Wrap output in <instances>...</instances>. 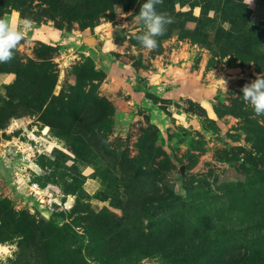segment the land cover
Returning a JSON list of instances; mask_svg holds the SVG:
<instances>
[{
	"label": "rangeland",
	"instance_id": "374dc122",
	"mask_svg": "<svg viewBox=\"0 0 264 264\" xmlns=\"http://www.w3.org/2000/svg\"><path fill=\"white\" fill-rule=\"evenodd\" d=\"M144 2L0 0L33 21L0 64L8 264H264V0H164L154 51Z\"/></svg>",
	"mask_w": 264,
	"mask_h": 264
},
{
	"label": "clouds",
	"instance_id": "9594fccd",
	"mask_svg": "<svg viewBox=\"0 0 264 264\" xmlns=\"http://www.w3.org/2000/svg\"><path fill=\"white\" fill-rule=\"evenodd\" d=\"M164 0H145L136 15V21L142 25L139 34L133 33L135 40L146 50L154 51L158 47V37L163 36L174 17L166 10H160ZM251 4V0H245ZM33 27L30 18L14 22L11 18L0 17V64L11 63L15 58L18 45L24 40L27 30ZM225 83V81H224ZM242 97L257 116H264V74H257L250 83L241 88ZM19 249L15 246L0 245V264H8L9 259L15 260Z\"/></svg>",
	"mask_w": 264,
	"mask_h": 264
},
{
	"label": "built area",
	"instance_id": "2783aa9c",
	"mask_svg": "<svg viewBox=\"0 0 264 264\" xmlns=\"http://www.w3.org/2000/svg\"><path fill=\"white\" fill-rule=\"evenodd\" d=\"M27 195L36 196L37 201L42 205L52 204L53 196L51 193L46 192L38 181H30L27 185Z\"/></svg>",
	"mask_w": 264,
	"mask_h": 264
},
{
	"label": "bare ground",
	"instance_id": "6f19581e",
	"mask_svg": "<svg viewBox=\"0 0 264 264\" xmlns=\"http://www.w3.org/2000/svg\"><path fill=\"white\" fill-rule=\"evenodd\" d=\"M13 125H15V126H16V125H18V123H17V122H14V124H13ZM43 133H44V134H46V133H47V128H46V129L43 131ZM0 245H1V244H0Z\"/></svg>",
	"mask_w": 264,
	"mask_h": 264
},
{
	"label": "trees",
	"instance_id": "16d2710c",
	"mask_svg": "<svg viewBox=\"0 0 264 264\" xmlns=\"http://www.w3.org/2000/svg\"><path fill=\"white\" fill-rule=\"evenodd\" d=\"M0 17H1V15H0Z\"/></svg>",
	"mask_w": 264,
	"mask_h": 264
}]
</instances>
